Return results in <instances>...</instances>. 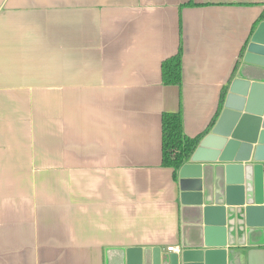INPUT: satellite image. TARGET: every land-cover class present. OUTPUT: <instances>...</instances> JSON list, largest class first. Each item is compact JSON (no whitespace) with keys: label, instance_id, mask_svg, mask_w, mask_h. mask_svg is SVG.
Masks as SVG:
<instances>
[{"label":"crops","instance_id":"1","mask_svg":"<svg viewBox=\"0 0 264 264\" xmlns=\"http://www.w3.org/2000/svg\"><path fill=\"white\" fill-rule=\"evenodd\" d=\"M263 18L264 0H0V264L181 248L162 116L182 111L196 137L233 80L264 91L244 60ZM181 46L183 84L166 86ZM218 250L216 264H264V246Z\"/></svg>","mask_w":264,"mask_h":264},{"label":"water","instance_id":"2","mask_svg":"<svg viewBox=\"0 0 264 264\" xmlns=\"http://www.w3.org/2000/svg\"><path fill=\"white\" fill-rule=\"evenodd\" d=\"M245 62L264 66V23L247 47ZM236 78L222 117L180 170L182 242L179 253L161 248L109 250L108 264H216L227 248L264 246V91ZM223 251V252H222Z\"/></svg>","mask_w":264,"mask_h":264},{"label":"trees","instance_id":"3","mask_svg":"<svg viewBox=\"0 0 264 264\" xmlns=\"http://www.w3.org/2000/svg\"><path fill=\"white\" fill-rule=\"evenodd\" d=\"M264 19V18H263ZM261 20V19H260ZM258 20V21H260ZM162 83L166 86L183 84V47L179 52L162 63ZM226 90L222 94L221 105L224 104ZM221 107V106H220ZM214 119L210 127L201 135L190 137L184 130V116L182 111L164 113L162 116V165L174 171L175 179L181 168L190 162L203 137L210 132L215 124Z\"/></svg>","mask_w":264,"mask_h":264},{"label":"built area","instance_id":"4","mask_svg":"<svg viewBox=\"0 0 264 264\" xmlns=\"http://www.w3.org/2000/svg\"><path fill=\"white\" fill-rule=\"evenodd\" d=\"M168 250L169 252L179 253L180 247H170Z\"/></svg>","mask_w":264,"mask_h":264}]
</instances>
